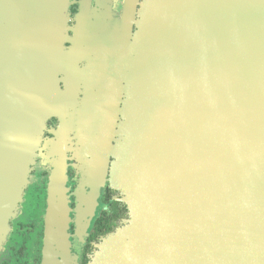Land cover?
I'll use <instances>...</instances> for the list:
<instances>
[{
  "label": "water",
  "instance_id": "95a60500",
  "mask_svg": "<svg viewBox=\"0 0 264 264\" xmlns=\"http://www.w3.org/2000/svg\"><path fill=\"white\" fill-rule=\"evenodd\" d=\"M72 2L0 0V247L57 117L90 208L125 179L113 264H264V0H78L70 27ZM121 65L133 99H107Z\"/></svg>",
  "mask_w": 264,
  "mask_h": 264
},
{
  "label": "flooded vegetation",
  "instance_id": "af4514ba",
  "mask_svg": "<svg viewBox=\"0 0 264 264\" xmlns=\"http://www.w3.org/2000/svg\"><path fill=\"white\" fill-rule=\"evenodd\" d=\"M77 1L73 0L68 7L70 27L75 24ZM113 76V96L107 99H133L131 67L121 65ZM90 93L91 90L80 88L77 99H98L89 97ZM58 125L57 117L46 122L42 143L29 166L23 201L10 220L0 248V264H92L104 239L123 227L130 217L123 192L109 180L111 167L94 206L90 208L83 200L87 187L80 177L76 151L79 141L70 131L60 137ZM55 165L60 166L64 175L53 180Z\"/></svg>",
  "mask_w": 264,
  "mask_h": 264
},
{
  "label": "rangeland",
  "instance_id": "374dc122",
  "mask_svg": "<svg viewBox=\"0 0 264 264\" xmlns=\"http://www.w3.org/2000/svg\"><path fill=\"white\" fill-rule=\"evenodd\" d=\"M135 29V27L133 26V30ZM46 126V125H45ZM86 129V132L87 133H89V134H93L94 132H96L97 131V138L95 139V141L96 142H98V144L103 140V137H102V132H103V129L101 128V127H94V126H92V125H89V127H87V128H85ZM43 134V133H42ZM73 134L77 137V139H78V141H79V146L77 147V150L76 151H78V160L80 161V165H81V162H83L84 161V159L86 158H88L89 156H87L85 153L84 154H81L80 152L82 151V150H84L85 149V147H86V145L84 144V141H83V137L81 136V134L80 133H77L76 131H73ZM58 135H59V130H58ZM115 138H116V136L114 137L113 136V142H115ZM122 141H124V138L122 139ZM42 143V135H41V139H40V143H39V147H38V149L35 151V154H34V156H33V158H32V161L30 162V164H29V166L31 165V163L33 162V160H34V157L36 156V153H37V151L39 150V148H40V144ZM104 143V141H102V144ZM97 144V145H98ZM121 149H122V147H121ZM122 156H125L126 155V151H125V149L123 148L122 149ZM121 156V157H122ZM113 161V160H112ZM122 164V163H121ZM29 166H28V170H29ZM53 171V170H52ZM110 180V179H109ZM28 171H27V181H26V184L23 186V191H22V195H21V199L18 201V203H17V205H16V208L18 207V204L20 203V202H22L23 201V195H24V191H25V189H26V187H27V185H28ZM119 183V182H118ZM125 185H126V182H125V179H122L121 181H120V183H119V190H121L122 192L123 191H125L126 189H125ZM16 208H15V211H14V215L9 219V222L8 223H10V220L15 216V214H16ZM9 227H10V224H9ZM9 230V229H8ZM7 233H8V231H7ZM7 233H6V236H7ZM6 236H5V239H6ZM109 236V235H108ZM107 236V237H108ZM106 237V238H107ZM105 238V239H106ZM104 239V240H105ZM5 241V240H4ZM4 241L2 242V244L4 243ZM104 242V241H103ZM102 245H103V243H102ZM102 245H101V247H102ZM2 246V245H1ZM101 247H100V250L97 252V254L95 255V258L93 259V263H94V260H95V263L94 264H113V261H114V259H113V252L111 251H109L108 252V254H107V256H103V254H104V249L102 248L101 249ZM1 248V247H0ZM104 257V258H103ZM106 258V259H105ZM105 259V260H104ZM92 263V264H93Z\"/></svg>",
  "mask_w": 264,
  "mask_h": 264
}]
</instances>
